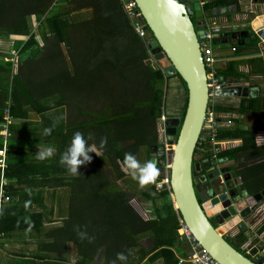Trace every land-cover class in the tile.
<instances>
[{"label":"crops","instance_id":"1","mask_svg":"<svg viewBox=\"0 0 264 264\" xmlns=\"http://www.w3.org/2000/svg\"><path fill=\"white\" fill-rule=\"evenodd\" d=\"M80 1L78 13L75 12L77 18L73 15L75 13H70L67 16L68 21L70 24L73 21H85L88 32L93 30L92 26L100 15L106 13V8L116 6L115 2L110 3L109 0ZM118 1L120 3V0ZM198 1L202 16L193 17V22L197 23L203 32L212 36L211 41L209 40L212 57L214 56L211 74L233 87L231 90L233 95L224 94L222 96L216 92L213 83L210 82L207 114L214 118L215 129H217L216 121L219 123L227 119L231 121V127H218L216 135L219 141H234L235 143L230 148L221 149L214 155L210 137L202 130L197 145V149L201 148L194 157V161L201 163L200 173L206 174L213 171L209 175L212 176L220 166L219 153L227 151L226 154L229 156L231 151L241 146L242 140L237 134L239 132L253 133L255 149L234 153L231 159H220L222 160L221 168L224 169L223 171H226V168L229 169L231 178L235 179L234 182H237L239 189L242 190V199L248 204V197L264 192V144L258 145L256 142V136L259 133L264 134V104L259 105L256 102V99L260 102L264 101V40L258 37L252 39L258 29L254 25L256 19L253 21V18L259 15V18L264 17V2L260 3L257 0ZM76 2L74 0L72 4L75 5ZM60 7L66 10L63 5L58 6V9ZM50 9L53 11L57 7L52 4ZM83 9H86L84 15L79 12ZM32 16L30 33L34 34L36 43L32 47L26 44L27 35L0 38V146H2L3 138H5L3 150H7L10 144L7 162L11 172L9 176L3 177L6 184L5 192L9 198L4 206L15 208V212L18 208V218L24 221H28L30 216L37 217L44 214V220L41 222L44 228L52 232L59 230L64 219L60 210L67 209L77 200L79 202L82 195L86 198L93 185L90 174L104 172L107 184L100 181V189L114 185L126 193V205L139 218L145 222L156 220L159 215L158 210L161 211L160 214H163L164 200L160 192L167 189L159 188L163 183L161 174L163 173L166 177L168 172L169 144L173 141V138H170L167 132L164 134L163 130L164 127L167 130L168 124L173 120H179L181 108L180 112H177V105L180 107L184 99V89L180 88L178 78L175 76L166 78L164 73L159 71L161 67L154 63L150 52H146L147 57L143 65L137 64L140 70H144L146 76L133 78L132 99L136 98V102H141L143 99V102L149 103L150 99L160 90L167 92L164 103L158 110H153L146 105L140 107L143 110L142 122L147 127L143 141L151 140L150 148L154 154L151 153L147 158L146 142L144 146L137 147L136 151L132 150L130 153L134 154L141 163L153 159L158 160L160 170L155 183L141 186L121 168L122 160L116 159V151L126 146L131 147L138 138V134L142 132L144 125L139 122L131 123L136 134L130 140L120 142L113 148L110 147L104 134V125L110 118L107 117L111 112L113 102L122 103L123 99L114 98L115 96L110 98L109 87L105 81H101V78L94 79V56L89 48L92 46L91 37L85 34L84 25L76 26L74 29L76 33H71L73 29L70 28L69 31L68 28V32L60 35L52 31L45 32V29L36 23V17ZM69 26L73 27V25ZM234 35H238L240 39L235 40ZM12 64L15 73H13ZM98 71L100 73L102 70L98 69ZM144 84L147 85L148 90L141 94V86ZM238 90L243 91L244 94L238 96ZM174 93L177 99L172 96ZM260 94L262 96L257 97ZM251 101L256 102L253 108H250ZM7 109L11 118L9 124L6 123L4 115ZM150 116L154 119H150ZM259 120L263 123L261 127L258 126ZM54 124L55 127H53ZM45 128H53L51 135H44ZM99 131L104 134L101 137L107 140L102 150L99 149L101 139L98 136ZM75 132L84 133L88 145L95 146L98 150L95 153H89L92 160L78 168L79 175H70L67 167L61 166L58 161L70 146L72 135ZM223 133H231V136L222 137ZM154 138L155 141H153ZM46 147L54 148L55 154L49 159L40 161L36 153ZM31 168L36 169L37 176L31 177L27 173L26 170ZM169 198L172 202L170 193ZM259 198L261 202L264 200V197ZM245 205L243 204L244 207ZM3 215L1 223L7 227L2 228L8 233L3 235L0 232V264H23V260H25L24 264L29 262L36 264L35 260L38 256L43 259L46 253L39 250L37 243L39 236H31L35 229L29 226L27 229H15L16 231L10 234L13 214L8 210ZM253 223L255 227L258 226L257 221ZM234 226L235 224L229 228H233L231 232L228 229L223 234L226 239L233 240L243 233L246 240L240 248L247 252L248 246L254 240L252 231L256 230L245 224L241 227ZM50 240L51 238L42 239L48 242ZM144 240L151 242V239L147 236L138 242L142 247L148 248L142 244ZM76 248V244L67 241L57 256L62 257V260L68 264H75ZM184 248L189 256L191 248L188 241ZM70 256L73 257L72 260ZM52 258L51 262L58 264L57 260Z\"/></svg>","mask_w":264,"mask_h":264},{"label":"trees","instance_id":"2","mask_svg":"<svg viewBox=\"0 0 264 264\" xmlns=\"http://www.w3.org/2000/svg\"><path fill=\"white\" fill-rule=\"evenodd\" d=\"M76 1L77 4L73 5L72 3H74V0H0V38L12 35H27L28 40L26 44L32 47L36 44L34 34L30 33L32 28L30 18L32 15L36 17V23L39 27L44 28L45 32L52 31V33H58L60 35L68 32V28L70 31L72 27L69 25H84L85 34L91 37L92 46L89 48H91L93 53L90 52L94 56V79L101 78V81H105L107 87H109L110 98L115 96L114 98L121 97V99H123L122 103L113 102V106L110 109L111 112L107 117L110 118L104 125V134L108 139V143L110 147L113 148L120 142L130 140L133 135L136 134L131 123L139 122L144 125L142 132L138 134V138L135 139V143L131 147L126 146L116 151V159L120 158L123 160L124 153L132 152V150L136 151L137 147L141 148V146H144V142L147 144L148 151L146 156L149 158L150 154H154V152L150 148L151 140L143 141L147 132V127L142 122L143 110L140 109V107L146 105L153 108V110H158L161 104L164 103L167 92L160 90L150 99L149 103L143 102V99L141 102H136V98L132 99L134 94L133 78L137 76H146L144 70H140L137 64L143 65L144 59L147 57L146 52H148L147 45L139 39L132 30L130 20L126 14H123V9L118 0H109L110 3L115 2L116 6H113V8H106V13L100 15L99 19L96 20L99 30L96 29V31L92 30L91 32L86 30L85 21H73L72 24L68 21L67 16L70 13H78L81 1ZM257 1L260 3L264 2V0ZM52 4L57 7L56 10L53 9L52 11L50 9ZM61 5L65 8L66 6H71L72 9L65 10L61 9V7L58 9V6ZM77 13H75V16ZM113 34H115L114 37H112ZM147 35V41H149L148 39H150L152 35L149 32H147ZM110 38H112V40H110ZM12 66L13 73H15L14 65L12 64ZM98 69L102 71L99 73ZM159 71L162 72V69ZM160 72L157 73L161 74ZM174 76L178 78L181 84L180 88H182V90L184 89V99L181 104L179 116V122L181 123L187 105V89L185 83L177 74L170 77L166 76V78ZM147 90V85L144 84L141 86L140 93L147 92ZM256 102L259 105L264 104V101L260 102L256 100ZM256 102L251 101L250 108L256 105L254 104ZM128 112L130 113L127 115ZM244 112H246V108H244ZM152 116H150V119L153 120L155 116ZM178 131L179 126L177 128V132ZM101 132L102 131L98 132L99 137L104 135ZM221 136L228 137L231 136V133H223ZM237 136L242 140L241 146L235 148V151H231V154H228L229 156L226 154L227 151L219 153L218 156L220 159H231L234 153L243 151L248 152L255 149L256 145L253 133L245 134V132H239ZM173 139L175 140L176 138L174 137ZM153 141H155V138ZM4 146L5 138H3L0 150H2ZM8 146L7 150H4L6 154L5 168L3 170L0 168L1 179L11 174L7 162L10 153V144H8ZM199 149H195L194 157ZM26 171L31 177L37 176L35 168ZM167 171L169 170L167 169ZM90 175V177H92L91 181L93 182L90 191L91 194H88L90 196L88 197L87 195L86 198H84L82 195L79 202L77 200L75 201L76 203L70 204L67 209L60 210L61 214L64 215V219L62 220V226L59 230L52 232L44 228V225L41 223L42 220H44V214L37 217L30 216L28 221L18 218L19 209L17 208L15 212V208L12 207L11 209V207H5L4 204L8 203L5 202L1 204L0 207L1 234L5 235L8 233V231L4 229L7 226L1 223L3 222V213L8 210L13 214V224L10 227L11 230H9L10 234L15 232V229H27L29 226L35 229L31 236H39L37 242L39 250L46 253L43 259L38 256L35 260L36 264H53L51 262L53 259L52 257L57 260L58 264H68L66 261L62 260V257L57 256L67 241H71L77 246L75 264H94V262L98 263L100 261L101 264H110V262L116 258L117 253L120 252H124L128 256L124 264H155L157 262H161L162 264H180V259L188 256L184 248L187 241L186 236H180L178 233V230L182 228V219L177 211H175L173 203L170 201L169 190H162L160 192L164 200L163 214H160L161 211L158 210L159 215L156 220L145 222L126 205V193L114 187V185H112L113 187L108 186L100 189V181H104V184H107L104 172H97ZM87 177L89 181V175ZM164 177L165 175L162 173L161 181ZM5 186L3 191L6 195ZM153 189L155 190V187H153ZM77 225L86 230L88 236L93 238L91 243H89L87 239H79L77 232L74 230V227ZM262 228H264V225ZM147 236L151 239V246L144 248L138 242ZM46 238H51V240L49 242L42 241V239ZM245 240L243 233L233 240L226 239L233 248L248 257L240 248V245L244 243ZM22 263L24 264L25 260H23ZM28 264H32V262ZM117 264H121V262L117 261Z\"/></svg>","mask_w":264,"mask_h":264},{"label":"water","instance_id":"3","mask_svg":"<svg viewBox=\"0 0 264 264\" xmlns=\"http://www.w3.org/2000/svg\"><path fill=\"white\" fill-rule=\"evenodd\" d=\"M133 1L141 15L143 30L152 35L148 47L154 59L162 66L165 76L177 74L187 89V105L182 122L173 120L166 130L168 136L176 139L170 142L168 184L163 182L159 189L170 191L174 209L186 230L216 263L262 264L233 248L223 232L238 223L236 217H247L251 213L250 208L260 200L259 197H264V192L248 197V204L242 207L243 201L241 203L237 196L231 200L234 194L228 196L223 190L222 180L216 182V191L213 190L212 180L218 176V172L207 176L209 182L206 186H194L193 173L201 172V163L194 161V152L209 103L207 73L199 44L203 30L192 20V15L202 16L200 3L198 0H180L185 6L186 19L178 20L173 25L170 17L166 20L167 14L160 0ZM257 37L264 40V25L258 27L252 39ZM234 39L240 38L234 35ZM229 94L233 95L232 92ZM242 94L243 91L238 90L237 95ZM161 160L164 164V159ZM196 191H199V198ZM211 215L219 225L223 224L222 228L214 227L209 219ZM256 252L257 249H252L248 255L253 258Z\"/></svg>","mask_w":264,"mask_h":264},{"label":"clouds","instance_id":"4","mask_svg":"<svg viewBox=\"0 0 264 264\" xmlns=\"http://www.w3.org/2000/svg\"><path fill=\"white\" fill-rule=\"evenodd\" d=\"M160 3H162V5H163V7H164V9L166 11V14H167L166 20L168 19V17H170L171 18V23L173 25L178 20L186 19V17L184 16L185 6L182 3H180V0H160ZM121 6H122V9H124L122 3H121ZM124 14H126L125 9H124ZM140 21H141V15H140ZM130 23H131V21H130ZM141 23H142V21H141ZM131 27H132V30H133L132 23H131ZM142 27H144L143 23H142ZM147 32L145 31V39L142 40V41L145 42V44L147 45V51L150 52V54L152 55L151 50L148 47L149 46L148 42L151 41V38L148 39L149 41H147V37H148ZM152 58H153L154 63L159 65V63L154 59L153 55H152ZM160 67H161L162 72H163L162 66H160ZM231 90L232 89H225V90H222L219 93L222 96H224V94L228 95L229 92H232ZM206 113H207V111H206ZM227 120H229V119H227ZM227 120L223 121L222 123H219L217 121V123H218L217 124V128L221 127V126L230 127L231 126L230 124L229 125L226 124ZM53 127H55V124L53 125ZM52 131H53V128H45L44 129V135H46V136L47 135H51ZM261 134H263V133H259L258 135H261ZM257 136H256V138H257ZM89 138H91V137L89 136ZM230 143L234 145L235 142L232 141ZM106 144H107L106 138L101 137L100 144H99V149L102 150L106 146ZM197 145H198V143H197ZM170 146H171V144H170ZM97 150L98 149L95 146H91L90 147L88 145V140L85 139L84 133L75 132L72 135L70 146L60 156V159H59L58 162H59V164L61 166H66L67 167V170H68L70 175H79L78 168L80 166H82V165H86V164L90 163L91 160H92V157L89 155V153H95ZM54 154H55V149L52 148V147H46L43 150H40V151H38L36 153L37 159H39L40 161H44L46 159H49V158L53 157ZM120 164H121V168L133 180L137 181V183L139 185H141V186H147L149 184L155 183L157 178L160 175V170L158 168V160H156V159L148 160V161H145L144 163H141L134 154L129 152V153H124L123 160L120 162ZM242 201H243V204L247 205L245 200L242 199ZM263 201L262 202L261 201H256L255 204L250 208L251 209V213L247 217H245V218L236 217L239 220H238V223L235 224V226H234V227H241L243 224L246 225L247 222H255V221L258 222V226H259V229L257 231L258 235H255L253 237L254 238L253 242L248 246V247H251V246L252 247L248 251V253L245 252V254L252 261H254V262L261 261L262 264L264 263V255L263 256L260 255L262 247L258 243L264 237V228H262L263 225H264V211L263 212L259 211L256 214L255 210L258 209L259 207H261V205H263L262 204ZM242 207H244V206H242ZM74 230L77 232V236L79 237V239H81V240L87 239L89 243L92 242L93 238L89 237L87 231L82 229L79 225L75 226ZM232 230H233V228L229 229V232H231ZM244 230L245 229H243V231ZM252 249H257V252H256V254L254 255L253 258H251L248 255L249 252ZM256 257H257V259H256ZM127 259H128V256L124 252H120V253H117L116 258L114 260H112L110 262V264H117V261H120L121 264H124V262H126Z\"/></svg>","mask_w":264,"mask_h":264},{"label":"built area","instance_id":"5","mask_svg":"<svg viewBox=\"0 0 264 264\" xmlns=\"http://www.w3.org/2000/svg\"><path fill=\"white\" fill-rule=\"evenodd\" d=\"M120 2L123 4V7L126 11V14L128 18L130 19L133 31L134 33L141 39H145V31L143 30L142 23L140 21V13L136 9V5L133 0H120ZM211 39V35L209 33L203 32L202 37L199 40L200 44V51L202 55V59L205 65L206 73H207V79H208V86H210V82L213 83V86L216 90V92H221L225 89H233V87L229 84H227L226 81L222 80L221 78H217L212 76L211 74V65L213 63V57H212V51L209 45V40ZM210 75V76H208ZM211 79V80H210ZM217 121H216V127H217ZM226 124H231V121L227 120ZM207 133V135L210 137V144L213 147V153L214 155L218 153L221 149L229 148L232 144L230 142H222L217 139L216 131L215 129V120L212 117V115H206L204 119V127L202 129ZM164 134L166 132V129L164 128ZM256 142L258 145L264 144V134L258 135L256 138ZM167 146V144H166ZM170 148V144H169ZM5 151L2 149L0 150V168L3 170L5 168ZM169 166V165H168ZM169 178L168 174L163 179V182L168 184ZM4 186L5 182L2 178L0 180V207L1 204H4L9 200V198L4 194ZM261 207L255 210V213L257 212H263L264 211V201L262 203ZM182 228L178 230V233L180 236L185 235L187 241L190 244L191 248V254L186 259H181L180 264H218L216 263L205 250H203L199 244L190 236L189 232L186 230L183 222L181 221ZM261 245V253L260 255H264V237L260 240L258 243ZM252 247V246H251ZM251 247L247 248V253L251 249ZM257 259V257H256ZM264 264V263H263Z\"/></svg>","mask_w":264,"mask_h":264},{"label":"flooded vegetation","instance_id":"6","mask_svg":"<svg viewBox=\"0 0 264 264\" xmlns=\"http://www.w3.org/2000/svg\"><path fill=\"white\" fill-rule=\"evenodd\" d=\"M193 17L194 16L192 15V20H193ZM237 40H239V39H237ZM206 115H207V113H206ZM221 163H222V160L219 159L220 166L218 169L215 170V173L218 172V176L212 180L213 190L216 191V182L222 180L224 182V185L222 186L224 188L223 190H225L228 193V196H230V194H234V196L235 197L237 196L238 200L241 201V203H242V194H241L242 190L239 189L237 182H234L235 179L231 178V173L229 172V169L226 168L227 170L223 171L224 169L221 168ZM208 171H209V169H208ZM212 172L209 171V173H206V174H204V173H193L194 186L198 187V188L206 186L207 182H209L207 176H209ZM232 186H233V188H232ZM226 187H227V189H226ZM198 192L197 191L195 192L197 198H199ZM234 196L230 197V199L233 200ZM199 202H200V204L203 203L201 201H199ZM209 219H210L211 223L214 225V227H218L219 224H217L215 222L213 215H211V217ZM220 227H222V226H219V228Z\"/></svg>","mask_w":264,"mask_h":264},{"label":"rangeland","instance_id":"7","mask_svg":"<svg viewBox=\"0 0 264 264\" xmlns=\"http://www.w3.org/2000/svg\"><path fill=\"white\" fill-rule=\"evenodd\" d=\"M74 5V4H73ZM72 5V6H73ZM71 8V6H66V9H70ZM72 9V8H71ZM80 12V14H83L84 15V12H86V9H83V10H81V11H79ZM73 15H75V14H73ZM260 17V15L259 16H255L254 18H253V21L255 20V19H257V18H259ZM32 19L31 20H33V16L31 17ZM96 26H97V24L95 23L93 26H92V28H93V30H95L96 29ZM76 28V25L75 26H73L71 29H73V30H71L70 32L71 33H76L77 31L76 30H74ZM114 35L115 34H113V36L112 37H114ZM110 40H112V39H110ZM12 56L14 55V53H12L11 54ZM14 57V56H13ZM172 96H175L176 97V99H177V95L174 93ZM259 96H262L261 94L260 95H258L257 97H259ZM256 97V98H257ZM257 101L259 100V99H256ZM260 101V100H259ZM177 112H180V108H181V106L179 107V105H177ZM251 108H253V106L251 107ZM258 126H263V123L262 122H260V120L258 121ZM166 144H167V142H166ZM112 176V178L114 177L113 176V174L111 175ZM235 197V196H234ZM246 225L249 227V225L252 227V229L253 230H256V231H252V234H253V237L255 236V235H258V233H257V231H258V229H259V226H257V227H255L254 226V223L253 222H247L246 223ZM142 244L144 245V246H146V247H150L151 246V242H150V240H144V241H142ZM73 254V253H72ZM70 258V260H72L73 259V257L72 256H70L69 257ZM94 264H101L100 262H94ZM155 264H162L161 262H157V263H155Z\"/></svg>","mask_w":264,"mask_h":264},{"label":"bare ground","instance_id":"8","mask_svg":"<svg viewBox=\"0 0 264 264\" xmlns=\"http://www.w3.org/2000/svg\"><path fill=\"white\" fill-rule=\"evenodd\" d=\"M255 23H254V25L256 26V27H259L261 24H263L264 23V17H261V18H259V19H256L255 21H254ZM211 32V31H210ZM212 37V36H211ZM211 41V40H210ZM213 50V49H212ZM150 56V55H149ZM214 57V56H213ZM215 64V63H214ZM215 66V65H214ZM217 67V66H216ZM156 69L158 70V68L156 67ZM155 70V69H154ZM166 83V82H165ZM209 90H210V88H209ZM209 110V109H208ZM8 109L7 110H5L4 111V115H5V117H6V123L7 124H9V123H11V118H10V115H9V113H8ZM167 120V119H166ZM167 122V121H166ZM166 138H167V136H165ZM171 138V137H170ZM169 140V139H168ZM6 155V154H5ZM4 159H5V157H4ZM232 188H233V186H232ZM235 190V189H234ZM236 191V190H235ZM238 192V191H237ZM213 222V221H212ZM214 223V222H213Z\"/></svg>","mask_w":264,"mask_h":264}]
</instances>
